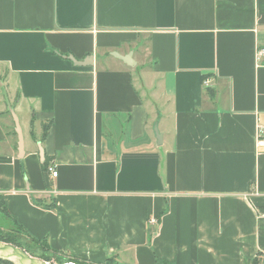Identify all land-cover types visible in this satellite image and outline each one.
I'll use <instances>...</instances> for the list:
<instances>
[{
    "label": "crops",
    "instance_id": "crops-1",
    "mask_svg": "<svg viewBox=\"0 0 264 264\" xmlns=\"http://www.w3.org/2000/svg\"><path fill=\"white\" fill-rule=\"evenodd\" d=\"M260 50L264 0H0V230L95 264L259 260Z\"/></svg>",
    "mask_w": 264,
    "mask_h": 264
},
{
    "label": "water",
    "instance_id": "water-1",
    "mask_svg": "<svg viewBox=\"0 0 264 264\" xmlns=\"http://www.w3.org/2000/svg\"><path fill=\"white\" fill-rule=\"evenodd\" d=\"M118 57L128 65H131V66L135 65L132 59V53H130L127 56H118ZM66 58L71 60L77 66L86 67L89 65H93L92 56L87 57L83 62L77 61L75 57L73 56H68ZM15 122L17 126V132L19 135V148H20V151L23 152V147H24L23 135H22L21 127L19 125V121L17 117H15ZM155 133L157 136L158 143L161 144L162 135L159 133L157 127H155ZM0 260H4L12 264H49L41 259H37V258H33L29 256L26 252H24L20 248H17L11 244H6L1 241H0Z\"/></svg>",
    "mask_w": 264,
    "mask_h": 264
},
{
    "label": "trees",
    "instance_id": "trees-1",
    "mask_svg": "<svg viewBox=\"0 0 264 264\" xmlns=\"http://www.w3.org/2000/svg\"><path fill=\"white\" fill-rule=\"evenodd\" d=\"M206 78V77H204ZM209 94H211V90H209ZM50 128V124L48 125H44L43 129H44V135L46 136L47 133H48V130ZM2 203V201H1ZM2 205H0L1 207V210L4 211V208H2ZM24 233L23 229L20 227L18 228L15 232H3L0 230V241L1 242H4L6 244H11L17 248H20L22 249L24 252H26L29 256L33 257V258H37V259H41L49 264H66V263H74V264H95V263H89V262H86V261H83V260H80V259H77L75 257H70L69 255H60L59 253H56V252H53L51 251V249L49 248L48 246V243L46 241H37V240H34L32 238L29 237L30 241L33 243V245H35L36 247H40L42 249V251H46L45 250V247L46 249H49L53 255L55 256H59L61 257V259H53L51 257H48L46 255H42L41 257H38V256H34L33 254H31L28 249L24 248L23 245H21L20 241H19V236ZM25 234V233H24ZM65 256V257H64ZM66 260V262L63 261ZM116 264L114 263L113 261H108L106 264ZM0 264H12L10 262H7V261H4V260H0ZM253 264H257V260H253Z\"/></svg>",
    "mask_w": 264,
    "mask_h": 264
},
{
    "label": "rangeland",
    "instance_id": "rangeland-1",
    "mask_svg": "<svg viewBox=\"0 0 264 264\" xmlns=\"http://www.w3.org/2000/svg\"><path fill=\"white\" fill-rule=\"evenodd\" d=\"M1 221V219H0ZM18 228H16L14 230V232L17 230ZM19 241L21 243V245H23L24 248L28 249V251L33 254L34 256H38V257H41L42 255H46L48 257H51L52 260L53 259H61V257L59 256H55L52 254V252L49 250V249H46L45 247V252L42 251V249L40 247H36L35 245H33V243L30 241L29 237L22 233L20 236H19ZM65 257V256H64ZM257 260V264H264V256L260 257L259 260L258 259H255ZM64 262H66V260L63 259ZM66 264H74V263H66ZM112 264V263H110ZM249 264H253V262L249 263Z\"/></svg>",
    "mask_w": 264,
    "mask_h": 264
},
{
    "label": "built area",
    "instance_id": "built-area-1",
    "mask_svg": "<svg viewBox=\"0 0 264 264\" xmlns=\"http://www.w3.org/2000/svg\"><path fill=\"white\" fill-rule=\"evenodd\" d=\"M263 56H264V50H260L258 52V58L260 59ZM256 144L259 149L264 150V126L258 125L257 127ZM48 171L53 177H57L58 173L54 167H50ZM154 222L157 223V220H154Z\"/></svg>",
    "mask_w": 264,
    "mask_h": 264
}]
</instances>
